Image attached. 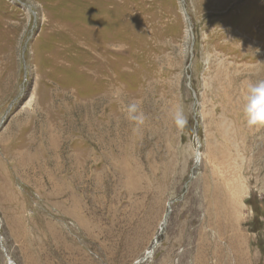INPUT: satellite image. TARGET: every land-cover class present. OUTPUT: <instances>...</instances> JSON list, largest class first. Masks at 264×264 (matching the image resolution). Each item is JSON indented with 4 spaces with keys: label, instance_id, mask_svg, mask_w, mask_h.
I'll list each match as a JSON object with an SVG mask.
<instances>
[{
    "label": "rangeland",
    "instance_id": "374dc122",
    "mask_svg": "<svg viewBox=\"0 0 264 264\" xmlns=\"http://www.w3.org/2000/svg\"><path fill=\"white\" fill-rule=\"evenodd\" d=\"M261 79L264 0H0V264H264Z\"/></svg>",
    "mask_w": 264,
    "mask_h": 264
},
{
    "label": "clouds",
    "instance_id": "9594fccd",
    "mask_svg": "<svg viewBox=\"0 0 264 264\" xmlns=\"http://www.w3.org/2000/svg\"><path fill=\"white\" fill-rule=\"evenodd\" d=\"M123 111L127 120L134 123L137 128L147 119L140 101L133 100L127 103ZM240 111L248 127L264 128V79L249 81L245 85ZM168 115L178 130L187 125L188 121L181 106L177 105Z\"/></svg>",
    "mask_w": 264,
    "mask_h": 264
},
{
    "label": "bare ground",
    "instance_id": "6f19581e",
    "mask_svg": "<svg viewBox=\"0 0 264 264\" xmlns=\"http://www.w3.org/2000/svg\"><path fill=\"white\" fill-rule=\"evenodd\" d=\"M86 140H87V139H86ZM94 158H95V157H94ZM166 215H167V214L164 215V221H165ZM164 224H165V222H164ZM147 234H148V233H147ZM147 234H146V235H147ZM147 253H148V254H145V257L139 259L140 262L143 261V260L147 257V255H150V254L152 253V251L147 250ZM137 263H138V262H137ZM135 264H136V263H135Z\"/></svg>",
    "mask_w": 264,
    "mask_h": 264
}]
</instances>
